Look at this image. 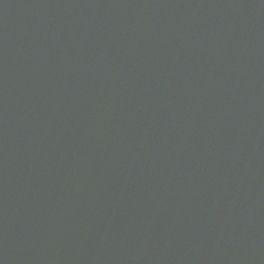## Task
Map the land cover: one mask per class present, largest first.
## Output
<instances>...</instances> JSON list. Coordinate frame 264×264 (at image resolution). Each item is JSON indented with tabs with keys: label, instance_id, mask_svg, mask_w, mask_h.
I'll return each mask as SVG.
<instances>
[{
	"label": "water",
	"instance_id": "1",
	"mask_svg": "<svg viewBox=\"0 0 264 264\" xmlns=\"http://www.w3.org/2000/svg\"><path fill=\"white\" fill-rule=\"evenodd\" d=\"M33 1L40 12L53 0ZM111 1L83 0L79 13L68 15L94 26L102 14L126 33L125 44L97 41L83 52L86 58L117 52L115 72L106 76L115 82L97 88L105 97L86 91L92 79L104 80L87 71L88 59L32 51L0 1L3 67L42 63L54 81L49 88L72 107L86 109L96 100L97 109H110L94 110L97 122L83 127L54 105L59 121L36 106L31 125L0 116V140L7 145L0 150V194L33 200L45 186L50 205L39 212L30 202L0 200V264H222L232 249L264 259V0H115L106 7ZM62 18L54 11L49 25ZM61 72L69 76L55 83L52 74ZM7 81L2 87L13 90L15 79ZM170 117L179 133L142 128ZM202 135L205 144L197 150ZM230 137L241 148L260 141L257 155L241 152L255 156L248 170L226 150L233 147ZM37 169L44 186L29 180ZM8 176L35 189H17ZM217 195L220 201L212 202ZM219 203L234 209V217L219 213ZM197 204L207 206L203 219L219 220L223 232L231 225L229 246L217 247L193 218ZM171 222L180 224L171 228Z\"/></svg>",
	"mask_w": 264,
	"mask_h": 264
}]
</instances>
